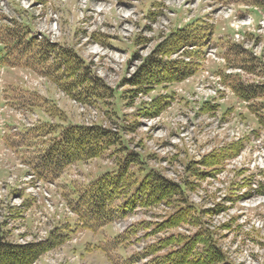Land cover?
I'll list each match as a JSON object with an SVG mask.
<instances>
[{
  "label": "rangeland",
  "instance_id": "374dc122",
  "mask_svg": "<svg viewBox=\"0 0 264 264\" xmlns=\"http://www.w3.org/2000/svg\"><path fill=\"white\" fill-rule=\"evenodd\" d=\"M233 1L7 0L2 4L0 31L12 33L17 21L36 37V45L52 46L46 60L53 71L46 73L52 74L49 77L38 69L0 66V240L4 239L0 243L36 245L56 230L69 238L35 264H113L109 257L144 253L159 238L193 236L199 229L191 221L153 234L156 224L177 213L176 206L183 201L199 212L200 228L213 233L228 261L264 264V129L225 79L238 76L246 84L264 82V17L257 8ZM193 22L204 31L205 40L178 49L171 35ZM167 40L175 50L158 58L193 63L195 73L147 93L128 86L126 81ZM229 45L244 46L247 55L227 58ZM30 49L24 56L33 61L41 49ZM64 51L77 58L80 73L86 75L84 101L58 85L66 81L67 86L78 75L67 73ZM253 58L259 68L248 73L245 69ZM26 91L38 92L40 99H31ZM6 99L8 109L1 111ZM29 104L34 105L28 108ZM71 125L111 131L114 146L99 158L71 165L51 184H40L42 197L33 200L29 195H36L32 187L37 180L29 178L28 171L59 137L60 129ZM5 137L13 141L11 146ZM130 157L135 163L128 166V175L136 174L139 181L153 170L184 191L170 198L172 206L136 210L96 232L75 230L78 219L67 203L72 188L118 172ZM44 191L51 195L49 201ZM62 228L63 234L57 231ZM126 231L132 232L129 240ZM116 237L128 241L123 243L126 249L110 247Z\"/></svg>",
  "mask_w": 264,
  "mask_h": 264
},
{
  "label": "trees",
  "instance_id": "16d2710c",
  "mask_svg": "<svg viewBox=\"0 0 264 264\" xmlns=\"http://www.w3.org/2000/svg\"><path fill=\"white\" fill-rule=\"evenodd\" d=\"M208 1L219 4L225 0ZM228 1L231 3L233 0ZM233 2L245 3L264 11V0H234ZM18 29L20 30L18 31ZM12 30V33L0 31V44L4 46L3 51H0V64L7 67L38 69L39 72L49 76L46 73L52 70V67L48 66L46 54L49 53L52 46L47 43L36 45V37L32 36L28 29L24 31L17 21H15V28H12ZM198 32L199 34H197ZM172 37L177 40L175 42L178 44H175L177 48L184 49L197 41L205 40L206 34L200 30L197 23L193 22L184 29H179L173 33ZM170 42L167 40L158 47L156 55L152 54L144 61L137 74L126 81L128 86L139 88L137 91L147 93L153 91L156 86L180 83L195 73L196 68L193 63L185 64L179 61L166 63L162 58H158V54L166 56L175 50L174 47L171 48L174 43ZM28 46L30 48L36 46L37 49H41L35 57L36 59L34 58V60H37L36 62L25 58L24 54L31 50ZM7 47L9 48L7 49ZM13 52L16 53V57L11 56ZM243 53L247 55L246 50L244 51L241 46L229 45L226 57L233 60L234 58L231 56L242 55ZM62 54L65 55L66 63L70 67V71L67 73L73 71L78 75L67 86L66 81H60L61 83L58 85L69 93H77L78 100L84 101L81 95L86 94L82 90L83 85H86V81H88L86 75L84 72L80 73L81 68L75 56L67 51L62 52ZM40 59L43 62L37 63ZM256 60V58H253V61L248 62V67L245 69L248 73H252L259 68V63ZM49 77H52V74ZM226 78V81L231 82L230 88L234 95L239 100L248 103L249 111L256 117L258 126L264 129V82L246 84L238 76H226ZM225 79L224 82L226 83ZM25 94L31 99H40L39 94L36 92L26 91ZM30 105H28V108H31L34 104ZM60 130L59 137L45 150L38 164L34 167L37 175L46 181L57 180L65 169L75 163L101 157L108 147L114 146L116 141L115 135L111 131L99 127L87 129L71 125ZM73 148L76 149L75 152L71 151ZM214 160H212L213 166L216 165ZM132 163H135V160L130 157L127 163L119 167L118 172L106 173L87 186L78 189L76 187L72 188L73 196L67 198V203L77 216L76 229L80 227L83 231L96 232L112 224L117 218H124L135 213L138 209L152 208L161 204L172 206L173 203L170 198L179 195L180 189L184 191L179 185L167 181L153 170L143 180L138 181L135 177L136 174L128 175V166ZM64 196L66 199V195ZM182 202L180 201L176 206L179 208L177 213L171 214L167 219L156 224L153 234L180 227L191 221L199 229L193 236L188 237L182 234L165 236L159 238L158 244L149 247L144 253H138L130 257H109L110 261L113 264H139L145 259L151 258L143 264H233L227 260L221 249L213 241V233L208 229L200 228V214L195 207ZM147 226L144 225V228H148ZM57 231L64 233L63 228L57 229ZM133 232H136V229ZM131 234V231H126L124 236L129 240ZM67 238H69L68 235H58L55 230L51 232L47 240L36 245L15 247L10 243L1 242L0 264H35L41 255L58 248ZM117 239L118 241L113 240L114 242L111 243L110 247L114 249L120 246L126 249V245H123V243L127 244L128 241L119 242V238ZM110 247H107V249L110 250ZM197 247H204V250L197 251Z\"/></svg>",
  "mask_w": 264,
  "mask_h": 264
},
{
  "label": "built area",
  "instance_id": "2783aa9c",
  "mask_svg": "<svg viewBox=\"0 0 264 264\" xmlns=\"http://www.w3.org/2000/svg\"><path fill=\"white\" fill-rule=\"evenodd\" d=\"M3 4V3H2Z\"/></svg>",
  "mask_w": 264,
  "mask_h": 264
}]
</instances>
